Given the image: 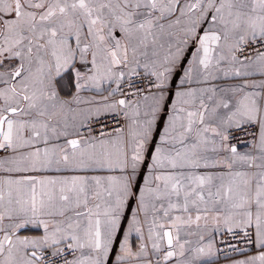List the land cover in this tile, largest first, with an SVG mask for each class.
<instances>
[{
	"label": "snow or ice",
	"instance_id": "snow-or-ice-1",
	"mask_svg": "<svg viewBox=\"0 0 264 264\" xmlns=\"http://www.w3.org/2000/svg\"><path fill=\"white\" fill-rule=\"evenodd\" d=\"M225 249L264 264V0H0V264Z\"/></svg>",
	"mask_w": 264,
	"mask_h": 264
},
{
	"label": "crops",
	"instance_id": "crops-1",
	"mask_svg": "<svg viewBox=\"0 0 264 264\" xmlns=\"http://www.w3.org/2000/svg\"><path fill=\"white\" fill-rule=\"evenodd\" d=\"M218 239V237H217ZM243 257L239 254V255H235L233 257H230V258H222L219 256L215 257V262L216 264H232L233 260L235 259H242Z\"/></svg>",
	"mask_w": 264,
	"mask_h": 264
},
{
	"label": "built area",
	"instance_id": "built-area-1",
	"mask_svg": "<svg viewBox=\"0 0 264 264\" xmlns=\"http://www.w3.org/2000/svg\"><path fill=\"white\" fill-rule=\"evenodd\" d=\"M218 239H219V237H218ZM225 252H228V250L225 249L224 251H221L219 253V256L222 257V258H230V257H233L235 255H239V253L228 252V256L226 257L225 256Z\"/></svg>",
	"mask_w": 264,
	"mask_h": 264
}]
</instances>
